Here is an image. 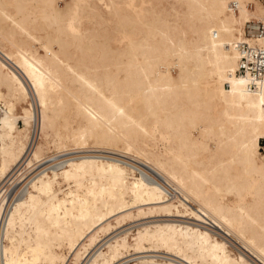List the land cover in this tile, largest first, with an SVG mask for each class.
<instances>
[{
  "label": "bare ground",
  "instance_id": "bare-ground-1",
  "mask_svg": "<svg viewBox=\"0 0 264 264\" xmlns=\"http://www.w3.org/2000/svg\"><path fill=\"white\" fill-rule=\"evenodd\" d=\"M256 19L262 0H0V181L43 160L39 142L21 164L34 129L59 149H110L0 189V264H114L130 247L255 264L217 230L175 219L125 229L83 261L114 214L117 225L184 212L264 263V78L238 73L236 46L264 45L246 32Z\"/></svg>",
  "mask_w": 264,
  "mask_h": 264
},
{
  "label": "rangeland",
  "instance_id": "rangeland-1",
  "mask_svg": "<svg viewBox=\"0 0 264 264\" xmlns=\"http://www.w3.org/2000/svg\"><path fill=\"white\" fill-rule=\"evenodd\" d=\"M264 3V0H262ZM62 6H64V2L61 3ZM37 108V107H36ZM19 110V107H18ZM18 124L21 126H23V121L22 119L18 120ZM35 128V127H34ZM33 134H31L29 141H28V151L26 152L24 158H23V162H21V164L26 163V160L28 161V159L30 158V156L32 155L33 152V148H35L34 146L41 142L43 144V160L41 159L40 161H35L33 164V166H30L26 169H24V167L22 168V173H25L24 178H27L26 181L33 175L32 173L39 170V169H43L47 166L52 165L53 163H56L58 161H62V160H66V158H70L72 156L78 155L76 154L78 151H85L86 154H91L92 152L95 154L97 153H101L102 151H110V149H105L102 148L101 146H94V144L89 143L86 144L85 146H82V148L78 149H72L70 146L68 145L67 147L64 148H57L55 147L52 143L47 142V137L41 136L39 131L34 129V131L32 130ZM31 140V141H30ZM31 143V144H30ZM260 143L261 145V154L262 156L264 155V138L260 139ZM68 147L71 148L68 150ZM90 147V148H89ZM93 147V148H92ZM88 148V149H87ZM99 150V152H98ZM32 151V152H31ZM111 151H115L112 150ZM117 153H121L124 154L122 152L119 151H115ZM92 153V154H93ZM110 154V153H108ZM30 155V156H29ZM111 155H116V154H112ZM126 157H122L124 158V160H130L131 162H137V164L141 165V167L143 166V172H145V176L146 178H149L151 180H160L161 181H165L164 178L162 176H160L158 173H156L154 170L144 166V164L141 163V161L139 159H137L136 157H133L132 155L127 154ZM20 165V163H19ZM30 168V169H29ZM16 169V168H15ZM13 170L11 172V174L8 176V178H6L4 181L1 180L0 181V189L6 187V190H8L7 194L9 196L15 194L16 192H18L19 189H21L23 187V185L26 183V181L24 182H20V179H18L20 177V172L21 171H17ZM146 170V171H145ZM16 171V172H15ZM24 171V172H23ZM148 173V174H147ZM147 174V175H146ZM148 176V177H147ZM17 177V178H16ZM155 180V181H156ZM8 181V182H7ZM6 185V186H4ZM189 204L190 207H193L194 209H198V205L196 206L195 203L192 202H187ZM130 209H132L135 213H136V207H131ZM129 210V209H128ZM127 211V209H126ZM123 212V211H122ZM119 214V213H118ZM157 213H147V214H140V215H133L131 217H126L125 219L121 220L120 222H118V224L116 225V219L114 218V215L110 216L107 220H110L112 223V226L109 230L105 231V232H100L99 238H98V243L95 245L93 244L92 246H90L88 248V250L86 251V253L84 255H86L89 251V253L86 255V257L84 258L83 261L87 260V258H89L91 256V254L93 253V251L99 246L101 245L105 240L112 238L115 235L121 234V232H123L125 229L128 231V233H132L135 232L137 227L143 223H149V222H153V221H161V220H166V219H175V220H180L183 222H187V223H197L200 224L202 226L206 225L208 227H210L212 229V231H216L217 235H219L221 237V235H223L225 238H227L226 240L228 241L227 243L229 244V246L236 251L237 253H244L243 255L246 256L248 259H250L251 261H253V263L255 262V264H262L263 262L259 261V259L255 258L254 255H252V253H250L246 248H244V246L237 241L236 238H234L231 235L224 234L220 229H218L215 226H209L205 223H202L200 221H197L195 219H193L194 215L184 212L182 215H156ZM175 214V212H174ZM181 214V213H178ZM152 216V217H151ZM154 216V217H153ZM178 216V217H177ZM182 216V217H181ZM146 217V218H145ZM164 217V218H163ZM175 217V218H174ZM145 218V219H144ZM138 219V221H136ZM142 220V221H141ZM131 221H134L133 223ZM196 221V222H195ZM130 222V223H129ZM126 225V226H125ZM135 225V226H134ZM120 227V228H119ZM217 228V229H216ZM116 229V230H115ZM110 234V235H109ZM109 235V236H108ZM230 236V237H229ZM130 239H131V235H130ZM105 245H102V247H104ZM95 247V248H93ZM124 257L122 256L118 261H116L114 264H140V259H143L144 257H149V258H155V260H157L158 263L160 264H169L170 262H175L178 264H188L187 262H184L183 260L180 259V257L178 255H176L173 252L170 251H166L165 249L159 248L156 250H152V249H148L147 251L145 250L144 253L143 251H138L135 250L134 248L130 247L128 252H125ZM88 256V257H87ZM144 256V257H143ZM178 256V257H177ZM261 262V263H260ZM264 264V263H263Z\"/></svg>",
  "mask_w": 264,
  "mask_h": 264
},
{
  "label": "built area",
  "instance_id": "built-area-1",
  "mask_svg": "<svg viewBox=\"0 0 264 264\" xmlns=\"http://www.w3.org/2000/svg\"><path fill=\"white\" fill-rule=\"evenodd\" d=\"M246 32L254 37L262 36L264 34V20L248 21ZM236 46L239 51L237 71L253 79L252 86H255L256 80L264 78V45L242 39L237 42Z\"/></svg>",
  "mask_w": 264,
  "mask_h": 264
}]
</instances>
